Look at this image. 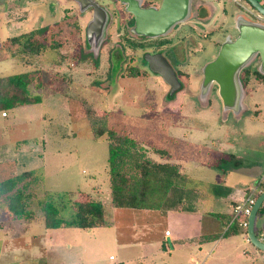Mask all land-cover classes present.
I'll use <instances>...</instances> for the list:
<instances>
[{"label":"rangeland","instance_id":"rangeland-1","mask_svg":"<svg viewBox=\"0 0 264 264\" xmlns=\"http://www.w3.org/2000/svg\"><path fill=\"white\" fill-rule=\"evenodd\" d=\"M204 1L212 5L213 15L204 22L192 17L181 25L184 43H172L179 58L170 47L163 50L183 83L168 99L167 84L143 60L145 44L130 49L115 43L125 36L140 40L125 30L127 15L120 6L94 0L105 22L97 42L88 43L86 28L93 14L80 11L75 0H0V77L33 73L39 85L29 83L28 89L41 97L38 103L4 110L5 116L0 111V181L32 171L28 178H35L27 191L29 209L36 215L44 190L66 191L74 198L82 193L83 201L100 200L104 209L101 226L46 228L41 218L10 219L0 201V264H264L261 251L242 238L240 252L218 259L209 252L213 242L198 251L196 235L189 236L200 230L185 212H205L209 204L224 210V198L217 195L229 184L245 183L246 168L260 160L264 164V83L252 75L243 84L240 71L235 107L223 105L213 84L202 91L204 66L222 43L237 36L236 15L248 19L250 13L233 0ZM241 2L253 10L246 0ZM37 29L42 32L34 38L22 37ZM191 37L197 43H189ZM26 40L40 43L38 52L32 45L21 51L29 48L21 43ZM116 44L125 58L111 67L107 54ZM257 60L254 56L246 67L255 68ZM110 132L128 137L152 161L179 166L188 176L182 210L111 206ZM155 149L165 150L167 157ZM230 153L237 166L220 160Z\"/></svg>","mask_w":264,"mask_h":264},{"label":"trees","instance_id":"trees-1","mask_svg":"<svg viewBox=\"0 0 264 264\" xmlns=\"http://www.w3.org/2000/svg\"><path fill=\"white\" fill-rule=\"evenodd\" d=\"M75 26V25H74ZM76 27V26H75ZM45 28V27H43ZM42 29L30 31L25 37L32 39ZM44 30V29H43ZM45 31V30H44ZM43 31V32H44ZM18 39L8 38V42ZM27 43L21 51L34 47V53L41 47L40 43ZM33 42V40H30ZM115 66V65H113ZM118 66V65H117ZM242 82L246 84L253 75L258 82H264V75L256 68L245 67L241 70ZM136 73L131 72L130 75ZM29 83L39 85L38 77L33 73L23 72L0 77V111L14 109L28 104L38 103L40 95H32L28 89ZM171 99V96H167ZM109 134V152L107 157V170L110 188V204L117 208L138 209H171L181 204L183 190L180 187L184 181L179 166L168 162H155L150 160L145 152L126 136ZM117 136V137H115ZM116 138L115 140H112ZM161 156H167L165 150L155 149ZM234 156L229 154L220 158L230 161ZM32 171H24L0 181V201L5 202L10 219L34 220L41 218L46 228H87L104 224V209L100 200L75 198L66 191L44 190L42 197L37 199L39 214L30 209L31 195L27 189L28 178ZM264 189V183L260 190ZM260 190L256 193L258 195ZM260 210V208H259ZM258 210V211H259ZM238 221V220H236ZM240 224V221L238 222Z\"/></svg>","mask_w":264,"mask_h":264},{"label":"water","instance_id":"water-1","mask_svg":"<svg viewBox=\"0 0 264 264\" xmlns=\"http://www.w3.org/2000/svg\"><path fill=\"white\" fill-rule=\"evenodd\" d=\"M80 11L88 7L94 9L92 18L87 25V41L97 42L101 35L105 16L102 9L92 0H75ZM259 16L264 17V6L258 0H246ZM125 9L134 17L133 31L148 37L166 35L177 23H182L190 16V0H160L158 5L141 7L135 0H120ZM104 29V25H103ZM238 35L235 39L222 43L216 57L203 68L202 91H209L212 84L218 88V94L226 107H235L241 84L238 81L239 72L253 59L259 57L264 64V24L251 21L244 17L237 19ZM103 34V32H102ZM148 68L154 74L161 76L169 87V96L182 88L173 68L161 53H146L144 55ZM263 64L258 71L264 73ZM264 201V189L257 195L247 217L246 233L250 243L264 251V242L257 238L254 222L258 209Z\"/></svg>","mask_w":264,"mask_h":264},{"label":"crops","instance_id":"crops-1","mask_svg":"<svg viewBox=\"0 0 264 264\" xmlns=\"http://www.w3.org/2000/svg\"><path fill=\"white\" fill-rule=\"evenodd\" d=\"M241 1L237 3L238 6L250 14L253 13V10L248 9L247 6L242 4ZM258 1L264 6V0H258ZM152 3L153 5H158L160 3V0H159V3H154V1H152ZM87 10L88 8L85 9L86 12ZM212 15H213V7L209 2H206L204 0H190V16L187 20L182 22L181 25L187 24V22H189L190 18L192 17L195 19V22H204L210 19ZM236 16H238L236 19L241 17L238 14ZM260 23L264 24V21L263 22L261 21ZM203 25H206V24L203 23ZM262 64L263 63H261L258 57L257 64L255 67L257 71H258L259 66ZM263 67H264V64H263ZM261 74L264 75V73H261ZM256 81L258 82V80ZM258 83L261 84L264 82H258ZM231 154L232 153H230V155ZM232 155L234 157L230 159V161L233 162V165L237 166L239 162L237 159H234L235 155L234 154ZM223 156L226 157L228 155L223 154L219 158H222ZM215 166H217V164H215ZM179 171L184 177V181L182 182L180 186L183 190V197H182L181 204L179 205V207L171 208V209H140V210H144V211H149V210L180 211L182 210V206L184 203V199H183L184 190H185V185H186L188 176L185 173H183L180 169ZM244 171L246 172L245 183L244 182L242 183L234 182L232 184H229L226 187L224 193L222 192L219 195H217L218 198L220 199H222V197L224 198V201H225L224 203L226 205V208L224 210L218 211L217 207L214 208L212 206H209L210 205L209 204L207 208L208 211L200 212L199 210H196V211L185 212L187 221L190 222L192 225H196L198 228L197 227L195 228L200 230L199 233L193 230V231H190V234H189V236H192V238L196 235L195 241L198 243V246H197V248H199L198 251H201V249H204V248L206 249V246H208V244L213 242L215 247L212 248L209 252L215 255L219 259L223 257L224 254L230 253L233 250L240 252L241 251L240 245H239L240 238H242L244 242L250 243L249 240H246V236H247L246 228L238 224L239 219H236L238 220L236 221L233 218L232 209L234 206L239 204L245 198L246 195H248L249 193L255 194L260 190L261 185L264 183V164L260 160V164L259 163L253 164L251 165V167L246 168ZM259 208L260 210L258 209L259 211L257 212V215L255 217L254 231H255L257 238L260 239L262 242H264V201L262 202ZM133 209H138V208H133ZM165 237H166L167 242L170 244V237L169 236H165ZM254 248L257 250H260L256 247ZM245 251L249 252V249L245 248ZM260 251H261L260 254L257 253L256 251H254L252 254H254L255 256L259 254L261 262H264V251L262 250ZM192 261L198 262V260H196L195 257L192 258ZM205 262H208V258L205 259Z\"/></svg>","mask_w":264,"mask_h":264},{"label":"flooded vegetation","instance_id":"flooded-vegetation-1","mask_svg":"<svg viewBox=\"0 0 264 264\" xmlns=\"http://www.w3.org/2000/svg\"><path fill=\"white\" fill-rule=\"evenodd\" d=\"M135 1H137L138 3H140V6L141 7H144V8L153 5L152 0H135ZM105 4H109V5L110 4H116L117 6H120V9L122 8V10H123L121 13L127 15V17H125V19H124L125 30H127L128 32L129 31H132L133 34H131V32H129L131 35H134L135 37H139L140 38V40H136V39H133L132 37H126L125 36L124 38L119 39L115 43H126V45L130 49H133V48H136V47L143 48V45H140V44H137V43H144L145 44L144 47L146 46V49L147 48H150L152 46V48H154L152 51H149L148 52V51H146V49H145V51H143V53H142L143 60H144V55L146 53H150V54L161 53L163 55V50L167 49L168 47H170V50L172 52V55H174L175 57L179 58L178 57V53L176 51V46L174 44H172V43H184L182 41V37L184 35L182 34V26H181V23L175 24L173 26V28L171 29V31L169 33H167L166 35L157 36V37H148V36H144V35H141V34L134 33V31L132 30L133 27H134V17H133V15L131 13H129L128 11H126V9H125L126 5L122 4L120 2V0H106ZM88 10H90V13L93 14L94 9L92 7L89 8ZM112 10H113V8H112ZM249 16L250 17L248 19H250L252 21H255V22H261V21L263 22L264 21V17L259 16L254 9H253V13L249 14ZM245 18H246V16H245ZM172 31H173L174 34L172 33ZM169 34L174 35L176 37L173 38L174 37L173 36V37L170 38ZM237 35H238V32H237ZM168 43H170V44H168ZM189 43H197V42L191 37V38H189ZM124 58L125 57L123 55L122 49L120 48L119 44H116V45L112 46V49H110L108 51L107 59L109 61H111V63H110L111 67L114 64L115 65L117 64L118 66H120L121 65V62L124 61ZM173 70H174V72H175L178 80L183 85L181 79L179 78V73H178L177 69L173 68ZM213 85H215V84H213ZM216 87H215V89H216ZM211 89H213V86L210 87L209 91ZM168 95H169V89H168L167 96Z\"/></svg>","mask_w":264,"mask_h":264},{"label":"built area","instance_id":"built-area-1","mask_svg":"<svg viewBox=\"0 0 264 264\" xmlns=\"http://www.w3.org/2000/svg\"><path fill=\"white\" fill-rule=\"evenodd\" d=\"M235 2H239L241 0H234ZM6 114L3 112L2 116H5ZM257 195L256 193H249L248 195L245 196V198L236 206L233 207L232 209V215L233 218L239 219L240 225L244 228L247 227V217L250 213V210L252 208V205L256 199ZM165 234L167 235V231H165ZM246 240L248 239V236H246Z\"/></svg>","mask_w":264,"mask_h":264}]
</instances>
